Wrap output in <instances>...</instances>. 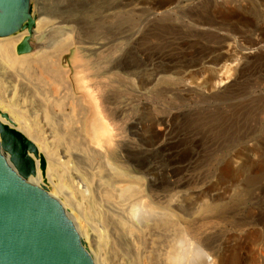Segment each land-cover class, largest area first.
<instances>
[{
    "label": "rangeland",
    "instance_id": "374dc122",
    "mask_svg": "<svg viewBox=\"0 0 264 264\" xmlns=\"http://www.w3.org/2000/svg\"><path fill=\"white\" fill-rule=\"evenodd\" d=\"M32 2L37 17L33 34L25 30L0 41L19 36L16 54L35 59L51 33L57 40H74L72 52L65 54L66 80L73 86L80 74L95 88L107 125L118 139L110 151L91 143L99 155L90 161L83 158L81 171L100 166L102 174L88 184V177L73 171L75 183L62 185L64 192L75 193L69 203L58 191L59 176H47L44 151L55 149V158L70 160L71 168L76 158L63 147L56 149L38 107L37 100L45 101L34 83L26 80L24 92L17 82L12 93L10 88L0 95V120L8 124L5 115L11 117L15 126L8 125L29 138L21 129L29 126L21 115H31L30 129L38 127L46 140L42 144L29 138L38 148L37 160L45 159L40 185L61 200L95 262L168 264L161 253L174 243L173 236L155 238L162 248L155 242L153 250L145 234L125 229L130 218L138 224L130 214L132 199H124L119 191L117 180L125 175L143 194L181 217H166L160 227L163 233L192 225L224 264H264V0ZM51 12L57 13V22L66 18L72 23L52 30L55 21L43 28L41 19ZM27 36L30 50L19 53ZM3 64L0 60V82L6 71ZM53 89L52 94L63 99L60 88ZM76 97H83L77 88ZM55 111L61 113L56 107ZM92 119H86L87 125ZM122 164L121 171L117 166ZM80 179L89 185L93 198L78 194L75 186Z\"/></svg>",
    "mask_w": 264,
    "mask_h": 264
},
{
    "label": "bare ground",
    "instance_id": "6f19581e",
    "mask_svg": "<svg viewBox=\"0 0 264 264\" xmlns=\"http://www.w3.org/2000/svg\"><path fill=\"white\" fill-rule=\"evenodd\" d=\"M55 17H57V13L51 12L49 18L41 19L42 27L44 28L48 25L53 24L57 19ZM70 23H72V20L66 18L61 19L59 22L54 24L52 30H54L55 28L60 29L62 26L68 25ZM66 32L68 34L67 38H69L70 33H68L69 31ZM54 34L55 33H51V35H49L48 39H46V41H48L43 45L41 53H38L39 57H35V59H31L29 55L18 56L16 54L15 49L16 44L19 41V36L17 38H10L0 41V60L4 61L3 68L4 70H6L4 73H2V75L4 76V80L0 82V85L3 89V92L0 91V95L1 97H3V94L7 93L10 88H12V90L10 91V93H12L13 89L15 90V84L17 82L21 84L23 91L26 92L27 90L25 88V81L29 80V83H34L33 86H35V88L38 90L39 96L41 95L40 97L44 98L43 100L46 102L47 106H45V102L42 103L43 101L41 102L37 100V102H39L38 107L43 110L44 119L48 121V124L52 131V137L54 138V144L57 146L56 149H61V147H63L64 150H66L70 154V156H75L76 158V163L74 162L76 166L71 168L70 165L72 164V162L70 160H68L66 163H63L59 159L55 158V149H46V151H44L46 154L45 156H47V160L49 161L47 176H50V178L55 175L59 176L62 184L58 187V191L60 193H63V195L66 196L67 201L70 203L74 198L73 195L75 193L64 192L62 189V185H65L66 181L73 184L75 183L77 175H75L76 173L74 174L73 171L77 172L78 174L83 173L81 170L84 169H81L80 167V162L83 158H88L87 160H89V158H97V155H99V153L96 155L97 152L95 153L93 151L95 148L91 149V143L93 142L99 144L101 147L106 148L108 151H110L117 142L118 134L109 125H107L106 119L108 117L102 104L97 98V91L95 92V88H91L87 84L84 77L80 74L76 75L77 81L75 80V84L73 86L72 84L67 82L66 77L69 76V70H65L63 68L64 63L69 61L68 58L65 57V54L67 52H72L71 48L76 44V42L72 39L71 42H68L67 40V42H65V40H59V38L57 40ZM77 86L80 88H78ZM53 87H55L56 89L60 88L59 90H61L63 99L57 98L52 94L54 90ZM76 88L80 93L83 94L82 99L76 97ZM50 89H52V91H50ZM58 92L60 93V91ZM6 99L8 100V97H6ZM55 107L58 108L61 113H56ZM68 107L70 108V112H65L66 108ZM23 108L24 107H22V109ZM21 116L23 121H27L29 125L27 129L23 126H21V129L29 136V138H32L33 141H41L43 144V142H45L46 140L42 136V133H40L38 127L34 131L30 129L31 124L29 121H33L31 115L23 113ZM89 116H92L93 119L87 125L86 119ZM34 118L37 119L36 113L34 115ZM39 119L42 120V117ZM88 134L91 135V138H88ZM37 162L38 173L37 175L30 177V181L36 185H40L44 180V175L42 173L43 170H41V161L38 160ZM60 167H64V171L61 170ZM85 167L87 169V167L89 166L85 165ZM98 168L100 170V173L98 172ZM117 168L122 171L124 169L123 164L117 166ZM119 170H117L118 176L125 177V175L122 176V173ZM86 172L88 171L86 170ZM98 174H102L100 166H92L91 172L83 173V175L88 177V184L89 181L92 183L94 176ZM123 178L117 180L121 181L118 186L119 191L121 192V196L124 197V199H132V203L130 205V214L132 215L133 219L135 218V221L137 220L136 222H138L137 224L131 218L130 220L126 219L127 221L124 222V225L125 229L127 227L129 233L136 234L137 232H141L145 234L147 236H145L146 243L148 241L150 244V248L153 250L157 249L156 247H154V243L156 242L155 238L159 240L162 237L171 238V236H173L174 243L171 246H168L166 251L161 253L162 255L166 256L165 261H167L168 264H224L223 259L220 256L215 257L216 254L214 255L211 251L213 248L208 245L207 240L205 242V239H202V237L198 235V233L196 232L197 230L195 231V229L191 227L192 225L189 224L190 226H187L184 231L183 229H178L174 234L163 233L160 227L164 225V221L167 219L166 217H175L177 219H180L181 217L176 214L175 209H172L170 207L168 208L167 206L161 204L159 200L147 194H143L142 190L134 185L135 181H126L125 178ZM94 181H96V179ZM88 184L84 183L80 179V181H77V185L75 186L78 194L82 195L84 198H89L91 194V189ZM90 198H93V196L91 195ZM91 212L97 213V211L93 209ZM140 212L142 213L141 217L140 215L138 216ZM149 223H152V225H149ZM77 228L79 229L78 226ZM126 233L128 234V232ZM134 237L136 238V236ZM142 240L141 242L143 243ZM156 244L160 249L162 248L161 242H156Z\"/></svg>",
    "mask_w": 264,
    "mask_h": 264
},
{
    "label": "water",
    "instance_id": "95a60500",
    "mask_svg": "<svg viewBox=\"0 0 264 264\" xmlns=\"http://www.w3.org/2000/svg\"><path fill=\"white\" fill-rule=\"evenodd\" d=\"M36 25L32 0H0V38L25 30L32 35ZM29 40L18 46L19 53L30 50ZM5 137L0 135V264H96L61 200L30 181L37 172L27 176L16 163L25 158L24 145L12 142L22 137L9 129Z\"/></svg>",
    "mask_w": 264,
    "mask_h": 264
},
{
    "label": "flooded vegetation",
    "instance_id": "af4514ba",
    "mask_svg": "<svg viewBox=\"0 0 264 264\" xmlns=\"http://www.w3.org/2000/svg\"><path fill=\"white\" fill-rule=\"evenodd\" d=\"M5 125H8V124H5ZM6 129H9V130L13 129L14 130V128H11L10 126H8V128H4V127L1 128L0 133H1V136H2L4 141H6V137H5ZM13 130H11V131H13ZM15 138H14V141L12 142V144L14 146H15L16 142L19 144H23L24 145L23 151H24V155H25L24 160L21 162L18 161L17 164L20 166V169L24 173H29L33 169L32 160H34V162H35L33 155L38 156L37 149H33L32 145L27 140H25L24 138H21V139H15ZM12 153H13V157H15L16 153L14 152V150H12Z\"/></svg>",
    "mask_w": 264,
    "mask_h": 264
},
{
    "label": "trees",
    "instance_id": "16d2710c",
    "mask_svg": "<svg viewBox=\"0 0 264 264\" xmlns=\"http://www.w3.org/2000/svg\"><path fill=\"white\" fill-rule=\"evenodd\" d=\"M5 116H7V115H5ZM2 127L8 128V125H5L4 123H2L0 121V130H1ZM11 130H13V129H11ZM13 132H16L17 134H19L22 138H24L25 140H27L32 145L33 149H36L35 145L25 135H23L21 132L15 130V129L13 130ZM44 160H45L44 157L41 156L42 168L43 169H45V161ZM32 162H33V169H35V162H34V160H32Z\"/></svg>",
    "mask_w": 264,
    "mask_h": 264
},
{
    "label": "crops",
    "instance_id": "0c3cea01",
    "mask_svg": "<svg viewBox=\"0 0 264 264\" xmlns=\"http://www.w3.org/2000/svg\"><path fill=\"white\" fill-rule=\"evenodd\" d=\"M1 121V120H0ZM34 156V159H35V169H32L29 173H24L25 175L27 176H30L31 174H35V172L38 173V165L36 166V163L38 164V160H37V156L33 155ZM39 156V155H38ZM17 163V162H16ZM42 170V169H41Z\"/></svg>",
    "mask_w": 264,
    "mask_h": 264
}]
</instances>
